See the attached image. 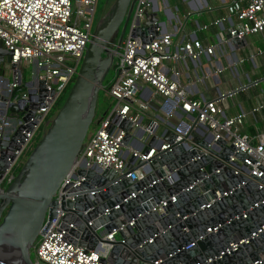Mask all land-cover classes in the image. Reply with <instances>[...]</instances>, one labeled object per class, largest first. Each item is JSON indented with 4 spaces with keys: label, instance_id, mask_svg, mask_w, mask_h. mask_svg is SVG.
<instances>
[{
    "label": "water",
    "instance_id": "obj_1",
    "mask_svg": "<svg viewBox=\"0 0 264 264\" xmlns=\"http://www.w3.org/2000/svg\"><path fill=\"white\" fill-rule=\"evenodd\" d=\"M132 3L114 0L107 17L93 28L65 97L5 187L1 181L6 169L40 114L35 111L39 104L21 107L22 99L13 100L20 84L8 93L0 92V126L5 118L20 117L11 132L0 128V264H38L31 260L29 248L44 217L51 220L55 215L51 196L83 147L110 64L107 48L120 23L117 42L122 37ZM147 30L138 25L131 34L142 36ZM230 41L237 47L244 37H230ZM10 53L0 43V75ZM9 64L16 67V63ZM120 126L127 129L129 122L122 119ZM127 137L128 133L123 142ZM174 137L170 128L163 131L157 150L133 166L146 167L135 180L125 176L126 171L116 175L112 168H77L83 179L63 187L73 199L60 201L65 210L62 224L73 223L71 231L78 244L88 248L109 244L104 259L110 264H154L156 259L157 264H264V188L234 171L237 160L228 161L230 154L242 160L243 152L234 151V145L223 138L214 139L211 132L195 145ZM162 140L167 146L160 149ZM149 149L142 150L147 153ZM160 200H165L163 211L151 209ZM80 217L91 223L83 225ZM208 226L215 230L207 232ZM100 227L102 233L97 230ZM112 228L117 237L106 239L104 233ZM230 243L235 246L230 248Z\"/></svg>",
    "mask_w": 264,
    "mask_h": 264
},
{
    "label": "built area",
    "instance_id": "obj_2",
    "mask_svg": "<svg viewBox=\"0 0 264 264\" xmlns=\"http://www.w3.org/2000/svg\"><path fill=\"white\" fill-rule=\"evenodd\" d=\"M184 1L189 5V0ZM95 2L96 0H0V43L11 51L9 61L4 65L11 73V80L7 78L5 81L6 78L1 74L0 83L3 82L6 86L0 88V91L6 90L8 93L20 84L22 88L14 95L13 100L22 99L19 102L21 107L28 103L39 104L35 111L40 117L36 119L32 129L26 132L16 156L29 143L42 121L45 126L48 120H44V117L49 108L76 73L92 33ZM158 9L163 11L158 0H133L130 12L132 15H129L126 22V25L129 23L126 36H122L118 42L115 38L107 48L111 55L109 67L113 69V76L107 84H101V87L113 102L107 114L98 119L97 126L86 134L80 153L76 155L71 168L51 196L56 202L55 215L51 220L44 217L35 236L33 257H30L38 264H110L104 259L109 244L100 242V246L94 248L78 244L75 240L77 237L71 231L73 223L62 224L61 217L65 210L60 208V201L73 199L63 187L68 182L72 186L80 183L83 176L76 172L79 167L96 165L100 169L112 168L116 175L126 171L124 175L131 180L142 176L146 167L141 164L137 168L133 166L138 160L148 158L157 150L156 141L161 139L166 129L156 133L158 123L155 117L141 123L143 114L150 109L158 111L165 120L174 119L167 128L174 133L175 141L195 145L196 141L190 136L198 129L196 134L200 136V140L205 139V131H210L214 139L223 138L226 144L232 143L234 151L239 150L244 154L242 160L236 159L233 154L228 156V161L235 159L239 163L234 171H240L264 188L262 135L249 136L241 132L246 111L240 106L232 115H227L224 111L223 100L232 97L234 91L217 90L212 97H205L193 82H181V74L188 76L187 60L196 63L200 55L214 54L215 44L203 45L196 36L188 32L177 37V27H172L171 31L166 30V20L158 19L155 14ZM225 9V15L211 21L217 25L219 42L232 45L230 37L241 38L253 33H259L264 42V0H231L225 5ZM138 25L148 27L142 36L138 33L131 34L132 29ZM161 28H164L162 32ZM256 52H264V48H257ZM168 60L180 63V67L168 64ZM11 62L16 63L14 69L10 67ZM19 64L33 66L35 76L30 81L21 82ZM219 70L220 68L217 71ZM151 99L155 100L153 105ZM262 106V103L254 105L249 112L253 114ZM122 119L129 122L127 129L120 126ZM14 121L17 124L20 117H16ZM195 123L204 125L205 129L195 126ZM137 129H141V133L138 134ZM126 133L128 137L123 142ZM131 133L137 137L143 136V142L131 136ZM152 136L154 138L150 141ZM123 145L127 147L122 150ZM145 146L150 147L147 153L142 150ZM166 146L167 143L162 140L160 149ZM14 159L3 176L7 182L11 179L9 169ZM170 198L173 200V197ZM164 205L165 200H160L151 209L162 212ZM80 210L82 213L86 212V209ZM80 220L83 225L91 223L90 219L85 220L83 217ZM128 223L132 225L133 218ZM212 230H215V226L206 227L207 232ZM116 234V229L112 228L104 236L106 239H113ZM234 246L235 243H230V248ZM225 250L228 252L229 248ZM158 261L156 259L153 263L157 264Z\"/></svg>",
    "mask_w": 264,
    "mask_h": 264
},
{
    "label": "crops",
    "instance_id": "obj_3",
    "mask_svg": "<svg viewBox=\"0 0 264 264\" xmlns=\"http://www.w3.org/2000/svg\"><path fill=\"white\" fill-rule=\"evenodd\" d=\"M179 1H183L185 6L182 10H179L172 1L169 3L168 0H158V5L162 6L163 11L160 9L157 11L164 15V20H166L165 29L171 31V28L176 26L175 35L177 37L188 32L192 36H196L203 45L215 44L214 54L204 53L199 56L196 63L187 60L188 69L186 72L188 76L181 74V82H193L205 97H212L217 90H233L232 97H226L223 100L225 113L232 115L236 113L238 106H240L246 111L241 132L249 136L262 135L264 132V52H256L257 48H264L261 35L259 33L246 34L244 42L237 45V47L233 44H226V42H219L217 39V25L211 23V21L225 15V5L231 0H189V5L184 0ZM204 24L206 25L202 27ZM163 30L164 28H161L160 32ZM167 63L180 67V63L172 60H168ZM219 68L220 70L217 71ZM225 69H228L230 77H224L221 80L218 73L223 72ZM34 76V73H32L30 79ZM8 79L11 80V73H9ZM4 86H6L5 83L3 85V82H1L0 88L3 89ZM150 102L153 105L155 100L151 99ZM260 103L263 106L257 112L251 114L249 112L250 108ZM153 117L157 119V129L159 130L167 128L171 121H174V119L165 120L158 111L150 109L143 114L141 122L144 121L145 123ZM5 119L6 123L1 125V128L4 133L11 132L16 123L11 117ZM194 125L203 130L205 129V126L199 123ZM157 129L156 133H159ZM197 130L195 129L191 133L190 137L193 141L200 140V136L196 134ZM209 132L205 131V139L209 137ZM137 133H140V129H137Z\"/></svg>",
    "mask_w": 264,
    "mask_h": 264
},
{
    "label": "rangeland",
    "instance_id": "obj_4",
    "mask_svg": "<svg viewBox=\"0 0 264 264\" xmlns=\"http://www.w3.org/2000/svg\"><path fill=\"white\" fill-rule=\"evenodd\" d=\"M113 1L114 0H108L107 3H106V0H96V2H95V11H94V18H93V23H92V26H91V31L93 30V28L95 26H98L99 24H101V22L107 17V15L110 12L111 7L113 5ZM171 1L176 4V6L178 7L179 10H182V9L185 8V6L183 4V1L180 2L179 0H168L169 3H171ZM156 14H157V16H158L159 19L164 20V15L160 11H157ZM131 15L132 14H130V16ZM128 24L129 23H127V25L125 26V29L123 31V35H122L123 37H125L126 34H127ZM121 25H122V23L119 24L118 30H120ZM223 63H225V62H223ZM4 65H5V63L2 64V67L4 68V70L2 72V76L4 78H8L9 77L8 68L7 67H4ZM77 68H78V66H77ZM18 69L21 72V80H22V82L25 81V80H29L30 79V77H31V75L33 73V66L31 64H19L18 65ZM24 71L28 73V77L26 79L23 78V72ZM74 76H75V74L73 75V78H74ZM112 76H113V69L111 67H109L107 69V71H106V73H105L102 81H101V84L102 85L107 84L110 81V79L112 78ZM218 76L222 80L224 77L225 78H229L230 77V73H229L228 69H225L223 72L218 73ZM73 78L70 80V82L68 84L69 86L72 83ZM112 102H113V100L111 99V97L108 96L106 94V92L104 91V89H102V87H101L98 90V95H97L96 102H95L94 114H93V117H92V122L90 123V125L88 127L87 133L91 129H93L94 127L97 126V123H96V120L97 119H99L101 116H105L107 114V112L109 111V109H110V107L112 105ZM171 122H173V121H171ZM141 123H144V121H142ZM40 125L44 126V121H42ZM158 130L159 129H157V131ZM41 133L42 132L40 131V126H39L34 131V134L30 138L29 142L32 141V140H34V139H36L37 136L40 137ZM131 136H133V137L137 138L139 141L143 142V136L137 137L133 133H131ZM126 147H127L126 145H123L122 146V150L125 149ZM26 156H27V154L23 150L22 152H20L15 157V159L13 161V165L14 166H16L18 164L21 165V163L25 160ZM9 174H11V173H9ZM7 184H8V182H7L6 178H3L2 183H1V186L2 187H5ZM97 230L100 233L103 232V228L102 227L98 228ZM116 237H117V234H116ZM35 244H36V239L34 240L33 246L30 248V257H33Z\"/></svg>",
    "mask_w": 264,
    "mask_h": 264
},
{
    "label": "trees",
    "instance_id": "obj_5",
    "mask_svg": "<svg viewBox=\"0 0 264 264\" xmlns=\"http://www.w3.org/2000/svg\"><path fill=\"white\" fill-rule=\"evenodd\" d=\"M27 77H28V73L24 71V72H23V78L26 79ZM21 82H22V80H21ZM68 84H69V83H68ZM68 84H67V86L64 88V90L62 91V93H61L60 95H58V97L54 100V102L52 103L51 107L49 108V111L47 112L46 116L44 117V120H49V119L52 117V115L54 114V112L57 110V108H58L59 105L61 104L63 98L65 97V94H66V92H67V89L69 88V87H68V86H69ZM39 126H40V131L42 132L43 129H44V126H42V125H39ZM39 126H38V127H39ZM160 131H161V130H159L158 132H160ZM39 134H40V133H39ZM39 134H38V135H39ZM38 138H39V136H37L36 139L30 141V142L26 145L25 149H23L24 152H25L26 154L29 153V151L31 150V148L33 147V145L35 144V142L37 141ZM19 167H20L19 164L16 165V166L12 165V166L10 167V169H9L10 173H11V174H14V173L18 170Z\"/></svg>",
    "mask_w": 264,
    "mask_h": 264
},
{
    "label": "flooded vegetation",
    "instance_id": "obj_6",
    "mask_svg": "<svg viewBox=\"0 0 264 264\" xmlns=\"http://www.w3.org/2000/svg\"><path fill=\"white\" fill-rule=\"evenodd\" d=\"M107 1H108V0H106V3H107ZM118 27H119V26H118ZM118 33H119V30L117 31V34H116V36H115L114 38H116V37L118 36Z\"/></svg>",
    "mask_w": 264,
    "mask_h": 264
}]
</instances>
